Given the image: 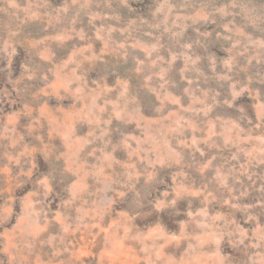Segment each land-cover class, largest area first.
<instances>
[{"label":"rangeland","instance_id":"374dc122","mask_svg":"<svg viewBox=\"0 0 264 264\" xmlns=\"http://www.w3.org/2000/svg\"><path fill=\"white\" fill-rule=\"evenodd\" d=\"M0 264H264V0H0Z\"/></svg>","mask_w":264,"mask_h":264}]
</instances>
